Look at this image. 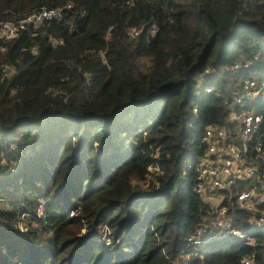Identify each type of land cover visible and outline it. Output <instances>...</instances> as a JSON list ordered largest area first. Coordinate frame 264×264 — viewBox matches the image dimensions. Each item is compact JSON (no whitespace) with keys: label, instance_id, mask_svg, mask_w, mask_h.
<instances>
[{"label":"trees","instance_id":"1","mask_svg":"<svg viewBox=\"0 0 264 264\" xmlns=\"http://www.w3.org/2000/svg\"><path fill=\"white\" fill-rule=\"evenodd\" d=\"M67 5L0 52V264H167L209 218L186 169L204 127L264 78V0H0V23ZM254 112L264 137V100ZM249 235L189 264H263Z\"/></svg>","mask_w":264,"mask_h":264},{"label":"built area","instance_id":"2","mask_svg":"<svg viewBox=\"0 0 264 264\" xmlns=\"http://www.w3.org/2000/svg\"><path fill=\"white\" fill-rule=\"evenodd\" d=\"M67 8L68 5L41 9L17 22L0 23V52H4V44L19 33L34 30L44 21L60 19L61 11ZM154 31L152 29L151 32ZM134 35L133 32L131 36ZM50 42L53 45L61 44L60 40L55 39ZM238 69L235 65L231 72L235 73ZM2 72L4 77H8L12 69L4 66ZM262 100L264 78H243L231 92L225 123L204 127L200 137L202 153L190 160L186 169L194 172L192 190L205 205L209 218L202 217L185 239L188 252L167 260V264H189L198 249L214 241L249 247L252 246L249 233L252 230L264 232V209L261 208L264 203V137L258 135L261 117L254 112L255 102ZM153 170L150 166L147 168L146 178L150 177ZM146 182L144 180L142 184L146 185ZM231 205L248 214V230L232 226L228 215ZM100 232L101 241L108 245L106 227L102 226ZM239 264H254V255L241 257Z\"/></svg>","mask_w":264,"mask_h":264},{"label":"rangeland","instance_id":"3","mask_svg":"<svg viewBox=\"0 0 264 264\" xmlns=\"http://www.w3.org/2000/svg\"><path fill=\"white\" fill-rule=\"evenodd\" d=\"M149 203H152V201L150 200Z\"/></svg>","mask_w":264,"mask_h":264}]
</instances>
